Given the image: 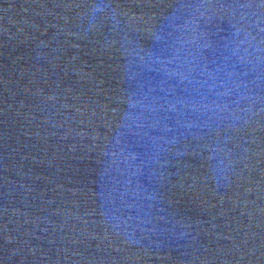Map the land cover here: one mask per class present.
I'll list each match as a JSON object with an SVG mask.
<instances>
[{
	"label": "water",
	"instance_id": "water-1",
	"mask_svg": "<svg viewBox=\"0 0 264 264\" xmlns=\"http://www.w3.org/2000/svg\"><path fill=\"white\" fill-rule=\"evenodd\" d=\"M0 264H264V0H0Z\"/></svg>",
	"mask_w": 264,
	"mask_h": 264
}]
</instances>
